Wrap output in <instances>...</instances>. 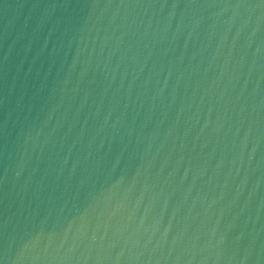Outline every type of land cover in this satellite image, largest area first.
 <instances>
[{"label":"water","instance_id":"obj_1","mask_svg":"<svg viewBox=\"0 0 264 264\" xmlns=\"http://www.w3.org/2000/svg\"><path fill=\"white\" fill-rule=\"evenodd\" d=\"M0 264H264V0H0Z\"/></svg>","mask_w":264,"mask_h":264}]
</instances>
